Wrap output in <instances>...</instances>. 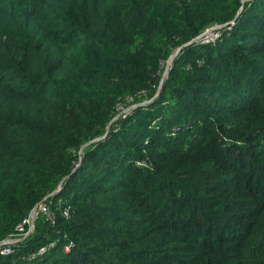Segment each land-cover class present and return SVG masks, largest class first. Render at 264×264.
Masks as SVG:
<instances>
[{
    "label": "trees",
    "instance_id": "16d2710c",
    "mask_svg": "<svg viewBox=\"0 0 264 264\" xmlns=\"http://www.w3.org/2000/svg\"><path fill=\"white\" fill-rule=\"evenodd\" d=\"M60 185L0 264H264V0H0V241Z\"/></svg>",
    "mask_w": 264,
    "mask_h": 264
},
{
    "label": "built area",
    "instance_id": "2783aa9c",
    "mask_svg": "<svg viewBox=\"0 0 264 264\" xmlns=\"http://www.w3.org/2000/svg\"><path fill=\"white\" fill-rule=\"evenodd\" d=\"M234 22H231L229 25H214L211 26L207 29H205L201 34L193 38L191 41L187 43L186 46L189 45H207V44H212L216 42L221 36L222 33L225 30H230L232 26H234ZM167 65V63H166ZM170 66V65H168ZM166 67V66H165ZM169 69V68H168ZM168 71V70H167ZM164 72V71H163ZM167 73L163 74V79L161 77L160 85L163 82V80L166 78ZM159 89L156 93L158 94ZM144 93H138V95H141ZM155 95V97H156ZM127 104H130L129 106H124L123 104H119L116 108L117 114L113 117L112 121L110 123L114 124L115 122L119 121L120 119H124L127 115L131 113V111L137 107H142L150 103V101H143L139 104H133L134 102V97H127L125 99ZM110 127V125H109ZM182 128L179 126L174 127L170 135L175 136L178 134V132L181 131ZM108 130V128H107ZM106 130V132H107ZM117 131V128L114 129V132ZM136 165L139 167H144L146 164L142 162H136ZM61 189V185L58 186L57 190L54 191L53 193L47 195L42 202L37 204L28 214V216L22 220L15 228V232L2 241H0V256H11L16 252V249L33 233L34 227H35V221L38 218L39 215H43L44 217L47 218V220L54 225L55 223V215L54 212L50 208V203L49 199L55 195L56 192H58ZM64 215L67 216V213L64 212ZM55 243H50L46 247L41 248L35 255L32 257L28 258L27 260H32L36 256L43 255L46 251L49 249H52L54 247ZM71 244L66 245L63 248V252H69L71 248Z\"/></svg>",
    "mask_w": 264,
    "mask_h": 264
},
{
    "label": "water",
    "instance_id": "95a60500",
    "mask_svg": "<svg viewBox=\"0 0 264 264\" xmlns=\"http://www.w3.org/2000/svg\"><path fill=\"white\" fill-rule=\"evenodd\" d=\"M236 18H237V17H236ZM186 45H187V44H185L184 46H186ZM184 46H182V47H184ZM182 47H180V48L178 49V51H177L175 54H173V55L170 56V58H169L168 61H167V65H166V67L164 68V73H165V71H166V73H167V70H168V68H169L168 65H170L171 62H172V60H173V59H174V58L180 53ZM162 79H163V77H162ZM107 128H108V127H107ZM106 134H107V132H105V134H104L101 138L96 139V140H94V141H92V142H95V141H98V140L104 138V137L106 136ZM92 142H90V144H91ZM86 146H87V145H86ZM82 148H84V147H82ZM82 150H83V149H82ZM82 150L79 152V155L82 153ZM56 193H57V192H56ZM56 193H55V194H56Z\"/></svg>",
    "mask_w": 264,
    "mask_h": 264
},
{
    "label": "rangeland",
    "instance_id": "374dc122",
    "mask_svg": "<svg viewBox=\"0 0 264 264\" xmlns=\"http://www.w3.org/2000/svg\"><path fill=\"white\" fill-rule=\"evenodd\" d=\"M177 51H178V50H176L175 53H176ZM175 53H173V54H175ZM173 54H172V55H173ZM163 71H164V70H163ZM163 74H164V72L162 73V76H163ZM88 145H90V144H88Z\"/></svg>",
    "mask_w": 264,
    "mask_h": 264
}]
</instances>
